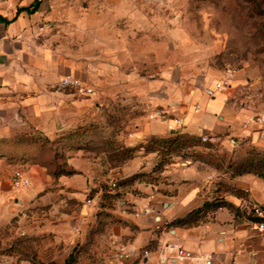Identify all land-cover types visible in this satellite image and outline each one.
<instances>
[{"label": "rangeland", "instance_id": "374dc122", "mask_svg": "<svg viewBox=\"0 0 264 264\" xmlns=\"http://www.w3.org/2000/svg\"><path fill=\"white\" fill-rule=\"evenodd\" d=\"M38 27L34 41L62 77L75 74L95 94L63 89L61 77L58 88L77 104L62 121L0 117V264H64L71 254L73 264H106L118 250L110 238L118 220L107 209L115 201L103 192L88 207L94 188L77 201L61 180L92 170L97 180L130 158L124 142L149 120L156 92H204L232 69L231 117L264 114V0H47ZM227 144L208 159L232 177L264 156L257 138ZM17 171L29 186H13Z\"/></svg>", "mask_w": 264, "mask_h": 264}, {"label": "crops", "instance_id": "0c3cea01", "mask_svg": "<svg viewBox=\"0 0 264 264\" xmlns=\"http://www.w3.org/2000/svg\"><path fill=\"white\" fill-rule=\"evenodd\" d=\"M46 5L47 0H0L2 119L57 123L64 119L66 106L77 105L70 104L72 98L58 88L64 69L56 67L33 38ZM32 8V13L25 10ZM211 84L204 92L197 88L188 93L175 94L174 89L153 93V106L181 117L184 127L170 132L167 122L160 119L138 122L124 142L125 149L134 151L130 158L108 166L97 180L93 170L80 178L61 180V189L78 191L70 193L77 201L91 187L95 202L103 192L114 195L115 207L107 209L118 220L110 232L118 250L106 264H188L172 259V245L211 255L213 264H264V231L254 227L243 208L250 201L264 209V180L252 173L232 177L222 161L208 159L220 153L221 146L227 147L230 137L254 141L257 135L242 128L245 116L231 117L224 93L214 98L206 95ZM203 135L211 141L172 152L161 167V149L148 143L177 136L200 141ZM206 203L222 205L212 204L188 218ZM121 248L128 254L123 260L118 259Z\"/></svg>", "mask_w": 264, "mask_h": 264}, {"label": "built area", "instance_id": "2783aa9c", "mask_svg": "<svg viewBox=\"0 0 264 264\" xmlns=\"http://www.w3.org/2000/svg\"><path fill=\"white\" fill-rule=\"evenodd\" d=\"M235 71L229 69L226 74L216 80L212 81V84L206 88L205 93L208 97L214 98L218 94H223L226 90L230 89L232 86V81L234 78ZM59 86L63 89L70 88L74 90L77 94L84 96H92L95 94V90L92 86L84 83L81 79L68 74L62 77L59 82ZM199 106L195 107V110H198ZM149 120H163L167 122V129L170 132H175L177 129L184 127V121L181 117L172 116L169 114L167 109L162 107H156L148 115ZM242 128L250 130L251 132L257 135V139L264 148V114H255L246 117L242 122ZM211 137L207 135L201 136V142H210ZM229 142L232 145L238 144V139L234 137L229 138ZM30 185L29 178L25 176L22 171H17L13 175V186L16 188H24ZM112 187H116L115 182L111 184ZM87 205L94 207L95 199L89 198L87 200ZM244 210L246 215L251 219L254 227L260 231H264V209L253 202L247 201L244 204ZM171 252H173L172 259L180 263L188 264H213L214 258L211 255H201L195 254L194 252L187 250L178 245L170 246ZM128 257V254L125 252L124 248L120 249L118 254V259L123 260Z\"/></svg>", "mask_w": 264, "mask_h": 264}, {"label": "trees", "instance_id": "16d2710c", "mask_svg": "<svg viewBox=\"0 0 264 264\" xmlns=\"http://www.w3.org/2000/svg\"><path fill=\"white\" fill-rule=\"evenodd\" d=\"M26 11L32 13L34 12L35 8H32V9H25ZM21 11V10H20ZM187 142L185 139L177 136V137H174V138H170L168 140H160V141H155L153 142V148H160L161 149V155L163 157V160L160 164V167L161 165L164 163L165 161V157L168 155V154H171L172 152H175V151H179L181 149H183L184 147L188 146L187 145ZM189 143V142H188ZM264 162V156L262 157L261 160H259V164H255L253 170H250V171H247V172H243L242 174H239V175H243V174H248V173H252L256 176H258L259 178L263 179L264 180V166H261L259 167L258 165L262 164ZM117 186V184H116ZM110 197H114V195H110ZM213 204V206H219V205H222L221 203H206L204 205L203 208H199L198 210L192 212L190 214V216L188 218H191L197 214H201L205 208H209L211 205ZM237 215H238V212H237ZM187 218V219H188ZM187 219L185 220H179L177 223H184L185 221H187ZM74 263V256L73 254L70 255L69 259L64 263V264H73Z\"/></svg>", "mask_w": 264, "mask_h": 264}]
</instances>
